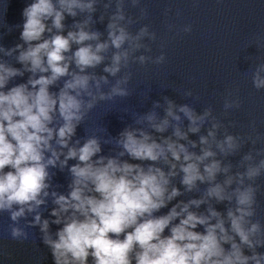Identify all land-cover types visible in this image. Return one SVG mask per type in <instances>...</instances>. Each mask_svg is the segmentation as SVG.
I'll return each mask as SVG.
<instances>
[{
  "label": "clouds",
  "instance_id": "9594fccd",
  "mask_svg": "<svg viewBox=\"0 0 264 264\" xmlns=\"http://www.w3.org/2000/svg\"><path fill=\"white\" fill-rule=\"evenodd\" d=\"M58 4L59 8L53 0H33L22 13L21 39L28 47L20 52L18 61L26 65V70L33 76L37 72L41 75L30 77L27 83L4 91L8 81L17 75L22 76L23 72L0 64V210H10L13 205H19V210L11 212L13 221L25 214L24 206H27V211H33V203L36 206L44 203L39 198L41 194L48 195L45 191L49 187L46 183L48 167H55L57 161L63 167L69 159H75L77 163L69 169L73 177L70 193L68 196L53 193L54 203L58 205L51 212L56 217L53 223H63L56 233L57 238L52 239L48 234V220L41 225L43 242L51 248L55 264H89L90 257L92 264H249L250 261L262 264L264 254L257 253L255 248L264 246V240L253 241L250 238L260 231V226L252 223L245 227L249 223L246 218L253 215L254 189L251 186L234 190L237 207L235 211L229 209L227 212L229 228L219 218L220 213L212 208L208 209L209 215H198L190 210L191 205L199 208L205 203L203 199L180 202L173 205L167 214H155L181 194L176 187L169 191L170 177L176 175V164L169 161L167 154L170 153L176 162L183 159L181 183L191 191L197 181H214L221 171L219 161L213 160L204 164L201 172L200 165L215 155L210 149H202V155H196L189 152L184 144L170 139L162 144L144 132H140L139 137L134 131L122 133L123 139L119 141L123 148L121 156L127 153L133 160L151 162L163 158L171 165V170L165 173L155 163L145 168L141 164L121 162L112 157L100 156L93 160L101 151L95 138L88 139L79 148L68 147L76 124L82 119V100L78 97L81 90H87L90 77L72 73L58 94L50 92L49 88L59 78L69 75L70 62H74L81 73L100 64L103 57L99 53L109 45L105 42L93 47L86 43L97 40L99 33L85 31L83 26H78V31H69L66 36L62 34L65 13L75 17L76 9L94 11L92 0L87 3L58 0ZM122 19L123 15L117 14L108 25L111 46L116 49L130 39L139 38L130 37L123 27L118 26L116 21ZM49 20L52 27H48ZM53 28L57 33L44 38L45 32L52 33ZM145 31L142 29L141 34ZM72 44L78 45L74 52ZM69 52L70 57L66 56ZM127 55V52L114 54L112 66L105 67L104 71L115 75L120 70L121 59L127 60ZM254 84L260 88L264 86V79L257 74ZM112 91L126 94L119 88ZM166 111L168 117L180 120L171 103ZM179 111L189 120V131L198 132L197 122H202L204 117L197 116L187 105L181 106ZM56 112L64 121L58 128L50 126ZM147 119L153 121L154 114ZM168 124L165 118L153 127L163 132ZM174 135L186 139V134L178 127ZM208 135L213 136L214 133L209 131ZM53 139L61 149L68 148L64 160H60L63 153L52 147ZM200 143L207 144L208 138L201 136ZM224 143L228 150L236 147L231 135L225 138ZM219 147L221 151L225 150L223 144ZM261 167H264V161L259 166H250L247 177L258 176ZM231 183V177L224 182L225 185ZM240 183H243L242 179ZM207 197L221 202L232 199L219 183L207 189ZM213 218H217L215 223L211 222ZM40 221L37 214L35 223ZM198 226H203L204 231H197ZM165 229L169 230V235L164 234ZM11 235L13 239L26 238V234L15 227ZM225 244L230 247L225 249ZM241 245L252 250V255H245Z\"/></svg>",
  "mask_w": 264,
  "mask_h": 264
},
{
  "label": "water",
  "instance_id": "95a60500",
  "mask_svg": "<svg viewBox=\"0 0 264 264\" xmlns=\"http://www.w3.org/2000/svg\"><path fill=\"white\" fill-rule=\"evenodd\" d=\"M32 2L0 0V64L23 72L22 76L11 78L4 91L27 83L30 77L38 78L41 75L37 72L33 76L26 70V65L18 61L20 52L28 47L21 39L24 23L22 13ZM82 2L87 3L89 0ZM92 2L94 11L76 9L75 17L65 13L62 34L66 36L69 31H78V26H83L85 31L99 33L97 40L86 43L93 47L97 43H108L109 47L99 53L103 60L82 73L74 62H70L69 75L59 78L49 88L50 92L58 94L65 81L71 79L72 73L90 77L87 90H81L78 97L82 100V119L76 124L75 134L69 140L68 147L79 148L88 139L95 138L101 151L93 160L100 156L112 157L121 162L141 164L145 168L155 163L165 173L171 170V165L163 158L151 162L133 160L127 153L121 156L123 148L119 141L123 139L122 133L134 131L139 137L140 132H144L162 144L170 139L184 144L189 152L196 155H202V149H210L215 155L207 158L200 165V170L203 173L204 164L216 160L220 163L221 171L216 174L214 181H197L191 191L181 183L183 173L180 165L183 159L176 162L170 153L167 154L169 161L176 164V175L170 177L169 191L176 187L181 194L155 214H167L173 205L180 202L203 199L205 203L199 208L191 205L190 210L198 215H209L208 209L212 208L220 213L219 218L229 228L227 212L229 209L235 211L237 207L234 190L251 186L254 189L253 215L246 218L249 223L245 227L258 223L260 231L250 238L253 241L264 240V167L252 179L246 175L250 166H259L264 161V86L257 88L254 84L257 74L260 79H264V0ZM53 3L59 8L58 0H53ZM117 14L124 17L116 21L118 26L123 27L130 37H139L126 41L120 49L111 46L108 36V25ZM47 24L52 27L51 20ZM142 29H146L143 34ZM56 33L57 30L53 28L52 33L45 32L44 38ZM17 45L21 47L17 48ZM77 47L72 44V52ZM117 52H127V60L122 58L120 70L112 75L104 69L112 66L113 55ZM66 56L70 57L71 52ZM141 57L144 59L141 60ZM113 88H119L126 94L113 93ZM170 103L173 112L180 116L179 121L167 116L166 110ZM89 104L92 106L89 107ZM184 105L197 116L204 117L202 122H197L200 128L198 132L189 131L190 122L179 111ZM205 113L208 115L205 116ZM153 114L155 119L149 121L147 117ZM165 118L169 121L165 131H156L153 124H160ZM63 123L56 112L50 126L58 128ZM177 127L186 134V139L174 135ZM209 131L214 135L209 136ZM229 135L234 138L236 145L232 150H228L224 143ZM201 136L208 138L207 144L200 143ZM51 143L53 148L63 153L60 160H64L68 148L61 149L55 139ZM221 144L224 151L219 147ZM76 163L77 160L69 159L66 166L62 167L57 161L55 167H48L46 183L49 187L45 189L48 195L45 197L41 194L39 198L44 203L39 206L33 203V211H27V206H24L25 214L13 221L11 212L19 210V205H13L10 210H0V264H55L51 248L43 242L41 225L44 220H48V234L52 239L57 238L56 233L63 223H53L56 217L51 212L58 207L54 203L53 193L68 196L73 180L69 169ZM229 177L232 183L225 185ZM241 179L243 183H240ZM216 183L224 186L226 194L232 196L230 201L226 199L221 202L207 197V189ZM37 214L41 217L40 223H35ZM216 219L213 218L211 222L215 223ZM13 227L21 229L26 238L21 236L13 239ZM196 230L203 232L204 227L198 226ZM164 234L169 235V230L165 229ZM236 240L239 242L238 237ZM224 247L228 249L230 245L225 244ZM241 247L245 255H252V250L247 246ZM255 251L264 254V246L256 247ZM89 264H92L91 257Z\"/></svg>",
  "mask_w": 264,
  "mask_h": 264
}]
</instances>
